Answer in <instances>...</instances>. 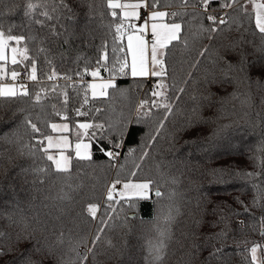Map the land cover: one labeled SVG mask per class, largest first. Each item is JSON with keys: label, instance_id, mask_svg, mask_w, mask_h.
<instances>
[{"label": "snow or ice", "instance_id": "1", "mask_svg": "<svg viewBox=\"0 0 264 264\" xmlns=\"http://www.w3.org/2000/svg\"><path fill=\"white\" fill-rule=\"evenodd\" d=\"M98 28L105 35L96 45ZM197 37L189 67L209 57L212 66L199 81L190 71L177 79L174 49ZM129 76L144 96L126 118L100 119L97 105L131 92L118 84ZM190 80L198 94L188 92ZM184 95L192 107L181 131L191 129L192 150L158 161L155 172L120 164L130 125L154 120L155 143ZM237 100L240 109L233 103L226 113ZM257 128L250 169L200 173L242 178L254 194L212 200L192 176L200 160L236 152ZM96 152L107 157L99 189L79 201L58 195L76 207L29 218L42 191L96 165ZM0 189L10 193L0 199V264H172L174 255L175 264H264V0H0ZM153 195L146 220L141 203Z\"/></svg>", "mask_w": 264, "mask_h": 264}, {"label": "trees", "instance_id": "2", "mask_svg": "<svg viewBox=\"0 0 264 264\" xmlns=\"http://www.w3.org/2000/svg\"><path fill=\"white\" fill-rule=\"evenodd\" d=\"M96 3L102 4L103 0H96ZM195 31V29L193 30ZM105 35L104 28H98L97 39L95 44L99 45L101 42V37ZM110 40V37H109ZM199 43V38L190 39L189 47L184 48L182 45L174 49L173 57L170 60V72L171 65L174 64L176 68L177 79L184 77L186 72H191L193 79L199 81L202 78L203 72L206 69L211 68V57L204 60L199 69L190 68L189 64L192 62V58L196 55V46ZM203 43L207 44L208 41L204 40ZM109 49H111V44H109ZM89 56L95 55L94 49L88 50ZM111 56V50H110ZM139 78L132 77H119L118 84L121 88H128L131 86V92L127 95H120L119 93L114 94L111 100H105L103 104L97 106L102 107L105 111L102 114H97L100 119H111L120 120L126 118L130 112L133 110V106L137 102L138 98L144 96V88H136V80ZM202 89L198 88L196 83L192 80L189 81L188 92L198 94ZM231 91V87L229 88ZM235 103L237 109H240V101H228L225 103L224 108L226 113L232 111V104ZM192 107V102L188 99L187 95L182 97V102H179L178 109L174 110V115L169 116L168 120L165 121V126L160 129L159 135L156 138L155 143H149V134H155L153 129L155 127V121H146L144 123L130 125L131 135L125 137V145L120 150L121 159L120 164H125L126 168H131L133 163H141L145 171H156V163L160 160H173L174 158H183L189 151L192 150L191 146L186 145L185 141L191 140L193 134L191 129L187 131H181L186 127V121L190 117V109ZM219 108V104L216 105L212 111H216ZM243 112L241 111V115ZM134 115V112H133ZM162 115V113H158ZM204 116H211L210 111H204ZM232 118V117H229ZM243 123V121H241ZM214 125L212 124H198L197 127H202L206 129H211ZM176 137L174 140L173 137ZM259 128L256 129L255 133L249 135V137L244 141L243 145L239 147L236 152L231 154L220 151L218 154L211 158V163H205V160H200V167L197 173H193V178L201 185V190L206 193L209 198L214 201H227L232 203L233 197L239 196L241 199L249 200L254 194L253 192L247 190L251 188L250 182L237 177L224 176L222 179H218L210 174L205 173L203 176L200 173L204 172L205 168H219L222 165L234 164L240 167L251 168L252 160L250 159L253 155H259L256 151V146L259 143ZM129 148H135V153L128 155L127 162L124 157L128 153ZM143 151L148 152V156L139 160ZM96 165L93 167H88L82 165V170L77 174L74 171L73 177L68 181V185L60 184L58 187H52L46 191H42L39 194V199L33 201L34 207L27 210L29 218L37 212L41 216L51 212L53 218L58 214L59 210L67 207H76L74 204H70L67 200H59L56 197L63 196L65 193L76 197L77 201L80 200L81 196L96 185L99 189L104 180V166L107 164V157L100 152L95 153ZM95 169V170H93ZM185 185L188 181L185 180ZM79 186V187H78ZM63 188V192L59 189ZM10 193L6 189H0V199H7ZM199 195L195 190L189 191V197H196ZM45 196H49L50 199H44ZM155 197L149 201H143L141 203L140 214L147 220L155 215V209L157 205L153 203ZM47 207H46V206ZM191 205H189L190 207ZM22 207L27 208V205H22ZM183 223H187L188 219L186 217L181 218ZM179 234V230L177 232ZM253 239L259 240L260 237L255 235ZM172 264H175L176 256L170 257ZM238 260L239 257L237 256Z\"/></svg>", "mask_w": 264, "mask_h": 264}]
</instances>
